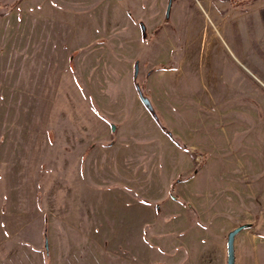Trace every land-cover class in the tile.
<instances>
[{
  "label": "rangeland",
  "instance_id": "rangeland-1",
  "mask_svg": "<svg viewBox=\"0 0 264 264\" xmlns=\"http://www.w3.org/2000/svg\"><path fill=\"white\" fill-rule=\"evenodd\" d=\"M238 226L264 264V0H0V264H226Z\"/></svg>",
  "mask_w": 264,
  "mask_h": 264
},
{
  "label": "water",
  "instance_id": "water-1",
  "mask_svg": "<svg viewBox=\"0 0 264 264\" xmlns=\"http://www.w3.org/2000/svg\"><path fill=\"white\" fill-rule=\"evenodd\" d=\"M136 69V67H135ZM140 99L142 102L146 105V107L154 113L153 107L149 101V99L142 95L141 92H139ZM112 129H114V125H112ZM242 229V226H238L231 230L228 235H227V240H226V249H227V262L226 264H234L235 262V253H234V240H235V235Z\"/></svg>",
  "mask_w": 264,
  "mask_h": 264
}]
</instances>
